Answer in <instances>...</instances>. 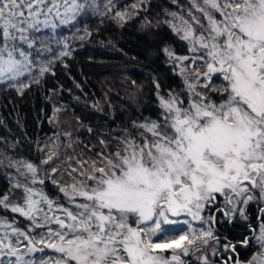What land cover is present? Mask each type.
<instances>
[{"label":"snow or ice","instance_id":"snow-or-ice-1","mask_svg":"<svg viewBox=\"0 0 264 264\" xmlns=\"http://www.w3.org/2000/svg\"><path fill=\"white\" fill-rule=\"evenodd\" d=\"M147 2L119 9L114 0L102 6L97 0H0V83L22 95L56 60L70 56L67 40L56 35L63 26H75L89 12L122 26L146 11ZM189 3L186 14L165 10L171 17L165 23L191 55L162 49L184 77L186 101L174 91L158 93L157 119L133 121L111 148V140L100 139L93 156H68L63 171L50 167L40 175V165L59 156L56 141L41 149L39 165L5 158L17 176L0 194V208L29 226L0 217V264H191L190 257L197 264H241L228 254L249 239L233 242L215 225L216 214L225 222L237 214L247 219L243 206L264 201V0ZM53 44L61 50L54 53ZM46 179L63 202L36 187ZM175 225L184 227L173 233ZM254 239L258 250L247 264H264V221ZM46 249L57 256L35 257Z\"/></svg>","mask_w":264,"mask_h":264},{"label":"trees","instance_id":"trees-1","mask_svg":"<svg viewBox=\"0 0 264 264\" xmlns=\"http://www.w3.org/2000/svg\"><path fill=\"white\" fill-rule=\"evenodd\" d=\"M97 2L102 6L106 0ZM133 2L114 0L119 9ZM178 2L179 7L172 0H148L146 11L141 10L122 26L91 12L82 15L75 26H63L56 33L67 40L71 54L56 60L39 84H32L21 95L9 84L0 83V194L9 190L17 176L15 168L7 167L6 157L39 165L45 155L41 149L56 141L59 156L49 165H40V175L50 172V167L63 171L68 156H93L101 147L100 139L111 140V148L123 129L132 130L133 121L157 119L161 111L158 93L166 96L174 91L186 101L184 77L162 51L167 47L176 55H191L186 42L165 23L171 19L165 10L186 14L191 7L189 0ZM85 29L91 35H85ZM52 47L54 53L61 50L55 44ZM22 79L27 81V77ZM214 83L220 85L221 80L214 79ZM212 98L220 99L215 93ZM63 179L69 181L66 174ZM36 187H42L50 197L60 195L63 202L51 180ZM19 195L16 192L13 198ZM0 217L15 220L22 229L29 226L24 217L10 210L0 208ZM34 255L57 256L51 249Z\"/></svg>","mask_w":264,"mask_h":264},{"label":"flooded vegetation","instance_id":"flooded-vegetation-1","mask_svg":"<svg viewBox=\"0 0 264 264\" xmlns=\"http://www.w3.org/2000/svg\"><path fill=\"white\" fill-rule=\"evenodd\" d=\"M258 195V193H257ZM217 203L223 204V199L221 197H217ZM245 208V215L247 219H243L237 214L231 222H225V217L220 214L217 215V219L219 223L215 225L216 231L221 235H233V238L229 239L233 242L242 240L247 237L249 239L248 245L240 244L237 246L235 253H229L232 258L238 259L241 264H247V261L252 258V255L258 250V245L256 240L254 239V232L259 231V226L262 221H264V213H261L260 209L264 208V201L256 199L249 202L248 205L243 206ZM207 215V212H206ZM179 226V225H177ZM183 226V225H181ZM196 226H200L196 224ZM206 227V225H205ZM213 260H218V257H211ZM190 259L191 264H197V261L194 257L185 258Z\"/></svg>","mask_w":264,"mask_h":264},{"label":"rangeland","instance_id":"rangeland-1","mask_svg":"<svg viewBox=\"0 0 264 264\" xmlns=\"http://www.w3.org/2000/svg\"><path fill=\"white\" fill-rule=\"evenodd\" d=\"M178 219H184V217H180V218H178ZM184 226H181V225H179V226H177V225H175V226H172L171 227V231L173 232V233H178L179 231H180V229L181 228H183ZM197 227H199V226H197Z\"/></svg>","mask_w":264,"mask_h":264}]
</instances>
